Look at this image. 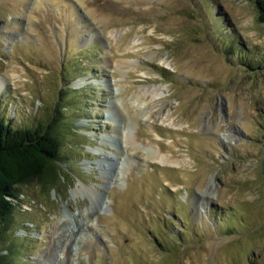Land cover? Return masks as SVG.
Returning a JSON list of instances; mask_svg holds the SVG:
<instances>
[{
	"label": "rangeland",
	"instance_id": "374dc122",
	"mask_svg": "<svg viewBox=\"0 0 264 264\" xmlns=\"http://www.w3.org/2000/svg\"><path fill=\"white\" fill-rule=\"evenodd\" d=\"M0 81V119L56 123L67 174L20 186L8 264H264L252 0H0Z\"/></svg>",
	"mask_w": 264,
	"mask_h": 264
},
{
	"label": "trees",
	"instance_id": "16d2710c",
	"mask_svg": "<svg viewBox=\"0 0 264 264\" xmlns=\"http://www.w3.org/2000/svg\"><path fill=\"white\" fill-rule=\"evenodd\" d=\"M252 1L259 21L264 23V0ZM227 50L231 52L230 48ZM55 124L48 126L39 122L34 127H15L10 120L0 119V228L22 201L20 186L35 181L46 191L61 186L66 177L57 164L62 159L59 155L61 140ZM0 264H8L3 254H0Z\"/></svg>",
	"mask_w": 264,
	"mask_h": 264
},
{
	"label": "bare ground",
	"instance_id": "6f19581e",
	"mask_svg": "<svg viewBox=\"0 0 264 264\" xmlns=\"http://www.w3.org/2000/svg\"><path fill=\"white\" fill-rule=\"evenodd\" d=\"M3 87H4V83L2 81H0V92L3 89ZM161 88H162L161 85L160 86H156V87H155V85L149 86L143 91V95L151 94L152 97L160 95L162 93Z\"/></svg>",
	"mask_w": 264,
	"mask_h": 264
}]
</instances>
